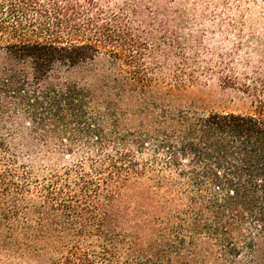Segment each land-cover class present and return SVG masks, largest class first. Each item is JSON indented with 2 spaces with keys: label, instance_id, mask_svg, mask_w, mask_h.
Returning <instances> with one entry per match:
<instances>
[{
  "label": "trees",
  "instance_id": "16d2710c",
  "mask_svg": "<svg viewBox=\"0 0 264 264\" xmlns=\"http://www.w3.org/2000/svg\"><path fill=\"white\" fill-rule=\"evenodd\" d=\"M257 2L0 0V129L23 120L44 158L77 156L38 166V152L0 132V230L20 255L264 264V75L252 78L254 114L175 105L213 76L235 83ZM233 32L232 49L213 45ZM101 55L116 69L98 89L49 82Z\"/></svg>",
  "mask_w": 264,
  "mask_h": 264
},
{
  "label": "rangeland",
  "instance_id": "374dc122",
  "mask_svg": "<svg viewBox=\"0 0 264 264\" xmlns=\"http://www.w3.org/2000/svg\"><path fill=\"white\" fill-rule=\"evenodd\" d=\"M214 41L213 45H221L220 47L225 51L232 49L239 43L235 32L228 36L218 33ZM238 56L240 64L236 70L235 77L237 80L234 84L224 85L217 76H213L201 85L180 93L175 105L195 109L200 114L213 112L255 113L254 95L257 94V88L252 78H257L256 73L264 75V0H258L256 4L252 5V10L248 14L247 23L242 32ZM5 63L4 56L0 53V70ZM115 69L116 67L108 62L107 57L101 55L83 66L67 71L60 69L51 77L49 82L54 83L59 77L61 81H77L98 89L102 85L103 77L115 74ZM128 90L130 89L128 88ZM30 128L25 121L20 120L18 124H7L5 129H0V132L5 135V138L16 139L15 142L27 143L29 148L38 152L36 156L38 166L59 170L76 162L77 156H70L69 154H53L44 158L43 152H40L43 150L40 149L41 143L37 140L39 136L32 133ZM35 146L37 147L35 148ZM16 239V234L11 237L7 232L0 230V264H43L40 260L33 261L29 255H20L14 246ZM258 253L264 259V243L259 245Z\"/></svg>",
  "mask_w": 264,
  "mask_h": 264
}]
</instances>
